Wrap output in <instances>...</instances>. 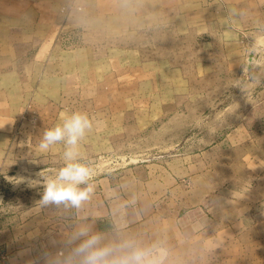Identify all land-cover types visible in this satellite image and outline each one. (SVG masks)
<instances>
[{
  "label": "crops",
  "instance_id": "crops-1",
  "mask_svg": "<svg viewBox=\"0 0 264 264\" xmlns=\"http://www.w3.org/2000/svg\"><path fill=\"white\" fill-rule=\"evenodd\" d=\"M70 2L80 9L65 20L60 8ZM262 3L254 0L255 6ZM202 6L203 0H0V175L26 165L31 167L26 174L39 180V172L54 175L63 167V142L44 153L38 150L43 133L62 123V113H87L93 121L80 143L83 161L112 151L118 134L134 123L132 115L126 123L123 118L135 101L151 100L156 86L168 87L172 74L177 76L168 59H143L140 45L123 44V36L144 31L152 21L202 19ZM63 21L76 28L78 44L65 47L55 41ZM146 86L153 89L144 94ZM27 109L31 115L24 118ZM118 173L94 169L89 181L94 191L79 209L42 207L38 193L43 194V186L27 185L37 192L36 218L51 219L50 234L37 228L29 241L23 229L18 244L15 237L3 243L4 264H56L72 247L67 243L71 233L84 223L108 237L120 226L145 245L161 242L170 251L169 264H252L251 251L234 247L242 238L234 225L213 228L209 224L215 218L205 222L196 209L174 213L158 207L159 184L128 182ZM27 221L25 216L20 226Z\"/></svg>",
  "mask_w": 264,
  "mask_h": 264
},
{
  "label": "rangeland",
  "instance_id": "rangeland-1",
  "mask_svg": "<svg viewBox=\"0 0 264 264\" xmlns=\"http://www.w3.org/2000/svg\"><path fill=\"white\" fill-rule=\"evenodd\" d=\"M78 7L68 15L62 6L60 11L66 20ZM202 11L199 20L152 21L123 36V44L140 45L143 59H168L177 76L168 87L142 88L156 95L135 101L124 115L125 123L131 115L134 123L118 134L113 150L83 162L95 171L115 168L128 182L159 184L158 207L196 209L205 222L215 218L213 228L234 225L242 234L235 249L251 251L252 264H264V82L249 80L244 68L254 40L264 46V3L203 0ZM58 26V44H78L75 27L66 21ZM255 72L264 80V59ZM29 168L0 175V251L7 254L3 243L15 237L18 244L23 229L29 241L38 230L50 234L51 219L43 223L35 216L37 192L27 181L37 178L26 174ZM19 177L24 182L17 183ZM25 216L27 224L20 226Z\"/></svg>",
  "mask_w": 264,
  "mask_h": 264
},
{
  "label": "clouds",
  "instance_id": "clouds-1",
  "mask_svg": "<svg viewBox=\"0 0 264 264\" xmlns=\"http://www.w3.org/2000/svg\"><path fill=\"white\" fill-rule=\"evenodd\" d=\"M262 59L264 46L254 40L248 53V62L244 66L249 80L264 82L255 72ZM61 116L62 123L43 133L38 150L44 153L53 145L63 142L64 166L55 170L54 175L41 171L37 175L42 179H30L27 182L29 187L43 186L40 206L64 204L79 209L91 199L94 191V186L89 183L94 168L90 163L82 162L80 151V143L92 131L93 121L87 113L79 111L62 113ZM24 180V177L16 179L17 183ZM80 185L86 187L81 188ZM67 243L72 246L70 251L56 264H169L170 251L161 242L145 245L120 226H117L112 237H108L84 223L71 233Z\"/></svg>",
  "mask_w": 264,
  "mask_h": 264
},
{
  "label": "built area",
  "instance_id": "built-area-1",
  "mask_svg": "<svg viewBox=\"0 0 264 264\" xmlns=\"http://www.w3.org/2000/svg\"><path fill=\"white\" fill-rule=\"evenodd\" d=\"M74 7V4L72 2L68 3L67 5L65 6H62L61 8V11L62 12H65L66 15H68L69 11ZM79 8V7H78ZM63 31V30H62ZM70 31L72 32V30H68L67 29V32ZM65 32V31H63ZM28 114V110H26L24 113H23V117H25V115ZM7 259V253L6 252H3V251H0V264H4L5 260Z\"/></svg>",
  "mask_w": 264,
  "mask_h": 264
}]
</instances>
